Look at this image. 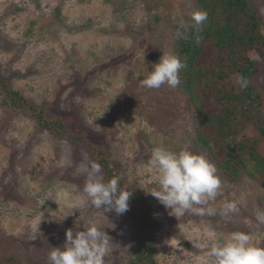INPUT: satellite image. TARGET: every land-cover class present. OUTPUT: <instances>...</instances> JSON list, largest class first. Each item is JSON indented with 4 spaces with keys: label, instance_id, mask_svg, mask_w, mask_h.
Masks as SVG:
<instances>
[{
    "label": "rangeland",
    "instance_id": "rangeland-1",
    "mask_svg": "<svg viewBox=\"0 0 264 264\" xmlns=\"http://www.w3.org/2000/svg\"><path fill=\"white\" fill-rule=\"evenodd\" d=\"M248 2L261 17L264 34V0ZM189 11H196L194 0H0L1 75L30 103L47 105L50 117L63 118L74 135L102 147L122 184L151 199L149 217L161 238L154 250L157 264H203L209 242L222 243L233 232L249 234L253 245L264 248V224L256 220L257 211H264L262 175L242 174L236 183L218 177L222 190L211 205L217 214L211 216H172L148 193L158 190L147 162L161 143L169 151L187 150L212 164L207 151L191 147L195 131L186 95L167 85L158 90L141 86L161 55L174 56L170 26L181 19L188 22ZM209 58L206 51L200 65ZM254 81L264 98V59ZM3 99L0 260L48 264V253L63 246L66 230L75 233L91 222L109 236L105 264H129L126 213L78 206L86 182L77 172L82 154L96 161L83 147L41 131ZM199 100L210 112L216 110L209 93L200 92ZM130 105L141 108L142 115L131 114ZM203 134L207 138L211 132L205 129ZM66 157L70 163H64ZM100 176L107 182L104 170ZM225 202L238 207L227 218L219 214ZM135 208L140 213L142 206Z\"/></svg>",
    "mask_w": 264,
    "mask_h": 264
},
{
    "label": "trees",
    "instance_id": "trees-1",
    "mask_svg": "<svg viewBox=\"0 0 264 264\" xmlns=\"http://www.w3.org/2000/svg\"><path fill=\"white\" fill-rule=\"evenodd\" d=\"M194 5L196 10L207 13L199 30L187 29V39L180 40L174 35L179 25L172 24L169 31L174 56L184 65L176 88L186 95L191 113L195 131L191 147L195 152L209 153L217 176L225 182L236 183L242 174L250 178L264 176V98L254 81L258 63L264 59L261 17L248 0H194ZM206 51L210 58L201 66L200 60ZM239 76L247 79V87L241 89L237 83ZM200 92L210 94L216 110L210 112L203 107ZM0 97L14 111L29 116L41 131L86 149L106 172L107 181L119 176L109 167L102 147L74 135L63 118L50 117L47 105L37 107L21 93L10 89L1 73ZM129 108L132 112L124 107L122 110L142 115L141 108L134 110L133 105ZM205 129L211 132L210 137L204 136ZM120 187L129 191L122 179ZM128 204L125 213L131 233L129 264H157L154 250L161 238L149 217L151 199L131 192ZM136 205L142 206L140 213ZM0 264L5 263L0 260Z\"/></svg>",
    "mask_w": 264,
    "mask_h": 264
},
{
    "label": "clouds",
    "instance_id": "clouds-1",
    "mask_svg": "<svg viewBox=\"0 0 264 264\" xmlns=\"http://www.w3.org/2000/svg\"><path fill=\"white\" fill-rule=\"evenodd\" d=\"M187 14L189 21L181 19L174 33L178 40L187 39V29L199 30L207 19V13L203 11H189ZM183 67L176 56L161 55L141 80V86L149 90H158L164 85L175 88L180 84L179 73ZM237 83L243 89L247 87L248 81L239 76ZM82 156L77 172L86 176V182L78 206L90 204L96 209L114 210L118 216L128 211L131 191L121 189V177L114 176L105 182L100 176V164L89 162L86 153ZM64 163H70L67 157ZM147 166L154 171L153 180L158 185V190L153 189L148 193L169 210L170 215L181 217L185 213L200 216L217 214L218 210L211 205L221 194L222 185L215 174V167L204 157L187 150L172 152L161 143L152 148ZM236 211V202H225L219 209V214L227 218ZM256 220L264 224V211H257ZM108 237L104 230L101 231L91 222L90 226L75 233L71 229L66 230L63 246L53 247L48 253V264H105V257L111 251ZM202 259L203 264H264V248L253 245L249 234L233 232L222 243L210 241L208 251Z\"/></svg>",
    "mask_w": 264,
    "mask_h": 264
}]
</instances>
